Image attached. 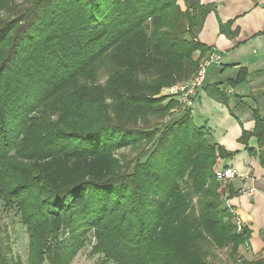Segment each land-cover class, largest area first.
<instances>
[{
  "label": "trees",
  "instance_id": "obj_1",
  "mask_svg": "<svg viewBox=\"0 0 264 264\" xmlns=\"http://www.w3.org/2000/svg\"><path fill=\"white\" fill-rule=\"evenodd\" d=\"M15 1L0 0V10L15 11L10 19L0 11V201L20 213L28 264H69L90 234L103 264H208L185 243L202 238L201 229L248 244L251 230H238L215 174L217 160L233 154L191 111L161 125L138 123L175 108L157 96L190 80L211 50L199 32L213 6ZM248 78L240 68L228 82ZM205 88L229 106L225 90ZM253 117L254 131L240 140L255 136L262 146L264 115L255 109ZM127 147L142 151L118 156ZM0 264L9 262L0 256Z\"/></svg>",
  "mask_w": 264,
  "mask_h": 264
},
{
  "label": "crops",
  "instance_id": "obj_2",
  "mask_svg": "<svg viewBox=\"0 0 264 264\" xmlns=\"http://www.w3.org/2000/svg\"><path fill=\"white\" fill-rule=\"evenodd\" d=\"M200 2L213 6L199 32L200 40L211 49L201 59L213 49L221 56L205 85L217 84L228 93L230 102L227 106L216 100L204 86L191 113L198 127L205 128L215 143L233 154L219 158L215 167H233L239 173L221 189L226 198L224 208L251 230L247 259L264 260V145L259 146L255 136L240 140L243 131L255 129L253 110L264 115V0ZM199 55L197 52L195 57ZM240 68L248 70V80L236 87L229 85Z\"/></svg>",
  "mask_w": 264,
  "mask_h": 264
},
{
  "label": "rangeland",
  "instance_id": "obj_3",
  "mask_svg": "<svg viewBox=\"0 0 264 264\" xmlns=\"http://www.w3.org/2000/svg\"><path fill=\"white\" fill-rule=\"evenodd\" d=\"M183 2V0H179ZM16 6L24 5V0H16ZM1 15L4 19L13 18L14 12L11 9L2 8ZM217 56H220L216 52ZM202 60V59H201ZM200 60V62H201ZM214 65L209 68L208 73L211 72V69ZM107 77V74L102 70L100 81L104 82ZM166 96L169 99L177 102L174 106L175 108L170 110L166 115L163 114H154L148 115L145 118V122L139 120L138 123L142 126L143 123L148 125H154L155 123H166L173 117H181L187 111H191L192 108H186L180 99L175 95L166 94L164 90L157 97ZM168 99V100H169ZM53 119H57V115L52 116ZM142 151L140 149H132L131 147L123 148L118 152L120 154L128 155L129 158H133L138 153ZM195 216H198V208H194ZM236 220V219H235ZM237 222V220L235 221ZM202 238H199L197 241H194L192 238H189L185 241L186 245L190 248H197L198 251L202 252L205 255V261L208 264H250L251 262L247 259V247L246 243H243L239 246H235L234 243L224 242L226 235L222 231H216L211 233L206 229H201ZM65 236H63L64 238ZM219 241V242H218ZM220 241L221 246H218ZM218 242V244H216ZM96 243L95 237L93 234L89 235L86 243L78 249L76 254L72 257L69 264H103V254H93L92 250ZM67 244H70L69 242ZM0 256L6 259L9 264H28L29 256V235L26 231L25 226L22 224L21 216L17 208L10 209L0 201ZM261 260V259H260ZM263 264H264V260ZM108 264V263H106Z\"/></svg>",
  "mask_w": 264,
  "mask_h": 264
},
{
  "label": "built area",
  "instance_id": "obj_4",
  "mask_svg": "<svg viewBox=\"0 0 264 264\" xmlns=\"http://www.w3.org/2000/svg\"><path fill=\"white\" fill-rule=\"evenodd\" d=\"M220 63L221 56H217L215 49H213L201 60L195 74L190 80L165 87L163 90L166 94L177 96L186 108H192L196 97L205 86L209 68L212 65ZM215 174L217 180L223 183V185L239 175L238 171L233 167L215 169ZM236 220L238 230H241L244 227L243 222L238 217Z\"/></svg>",
  "mask_w": 264,
  "mask_h": 264
}]
</instances>
